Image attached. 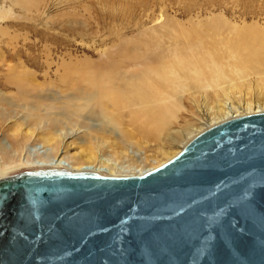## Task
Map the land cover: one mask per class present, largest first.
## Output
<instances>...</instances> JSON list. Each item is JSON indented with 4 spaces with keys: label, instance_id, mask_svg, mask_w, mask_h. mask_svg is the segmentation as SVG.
Wrapping results in <instances>:
<instances>
[{
    "label": "rangeland",
    "instance_id": "obj_1",
    "mask_svg": "<svg viewBox=\"0 0 264 264\" xmlns=\"http://www.w3.org/2000/svg\"><path fill=\"white\" fill-rule=\"evenodd\" d=\"M182 34L188 40L197 35L214 40L220 66L195 56L180 39ZM167 37L178 39L184 49L168 47ZM222 39L226 43L218 44ZM255 41L264 44V0H0V161L13 168L42 157L39 150H44L35 144L40 146V138L47 137L59 142L52 140L58 147L55 153L72 146L119 163L148 165L150 161L131 148L144 138L136 134L155 128L167 140L199 125L205 104H213L203 102V87L219 90L228 83L230 76L223 79L231 68L222 66L233 60L230 50ZM157 42L166 50L155 52ZM198 64L209 68L195 71ZM84 75L115 81L118 96L135 106L114 123L102 114L93 121L66 114L69 110L54 96L52 83ZM20 77L29 79L28 90L50 87L54 93L46 95L55 101L40 102L26 89H12L13 84L6 88V82ZM247 78L254 92L257 76ZM235 79L240 82L239 74ZM211 87L208 92L215 90ZM114 141L135 155L117 158L111 149ZM22 171L26 169L9 174Z\"/></svg>",
    "mask_w": 264,
    "mask_h": 264
},
{
    "label": "water",
    "instance_id": "obj_2",
    "mask_svg": "<svg viewBox=\"0 0 264 264\" xmlns=\"http://www.w3.org/2000/svg\"><path fill=\"white\" fill-rule=\"evenodd\" d=\"M0 264H264V112L140 175L0 178Z\"/></svg>",
    "mask_w": 264,
    "mask_h": 264
},
{
    "label": "bare ground",
    "instance_id": "obj_3",
    "mask_svg": "<svg viewBox=\"0 0 264 264\" xmlns=\"http://www.w3.org/2000/svg\"><path fill=\"white\" fill-rule=\"evenodd\" d=\"M182 36L183 38L180 39L187 42L190 49L195 50V56H203L209 64L220 66L221 59L218 57L219 54L214 51L217 49L213 45L214 42L212 41L214 40L202 35H197L193 40H188L187 35L182 34ZM217 43L222 44L226 42L222 39ZM182 44L178 39L169 38V42L166 45L171 49H178ZM260 44L255 41L252 46H248L240 42L239 47L230 50L233 52L230 55L233 60L229 66H222V68H225V70L231 68L230 71L225 72L223 79L225 81L230 76L231 80H228V83H223V87L219 90H216L214 86L203 87L207 93L202 97L203 102L213 104H211L212 106L205 104L206 108L202 110V115L198 118L199 125H191L184 128V130L171 134L167 140L161 137L162 135L155 128H150L148 131H142L136 134L141 137L144 136V138L142 141L137 140L131 148L143 154L144 158L150 161H148V165H141L140 163L134 164L131 162H128V164L119 163L106 159L92 150H73L72 146H65V153H55L58 147H55L53 144L56 145V142L58 144L59 142L55 139L41 137L40 140L43 144H40V146L35 144V146L36 148L41 147L44 150L43 152L39 150V154L42 157L29 159L25 162L22 161L17 167L13 168L8 165H3L4 161H0V178L10 176V171L19 168H25L26 171L45 169H64L75 172L89 171L106 176L140 175L175 156L185 144L205 129L233 118L264 112V44ZM182 47L184 49V46ZM152 49L155 52L165 51L166 46L163 43L157 42V44L152 46ZM207 68L209 67L206 65L198 64L195 71H204ZM237 74L240 76V82L235 79ZM248 75L257 76L255 80L256 90L254 92H252V87H250L252 80L247 78ZM33 80L36 81L35 78ZM176 80L177 82L180 81L178 73H176ZM6 83L8 84L6 88H9L13 84L11 88L18 90V92H20V88L24 90L26 86H30L29 79L23 77H20L17 81H9ZM247 85L249 86L247 87ZM52 86L55 87L54 90L57 93L54 96L61 100L62 104L69 110L66 114L79 120L88 121V119H91L90 121H93L94 119L100 118L98 114H102L107 118L108 122H120L122 118L126 117V112L135 106L132 103L133 100H127L126 98L118 96V88H116L115 81L107 79H96L84 75L75 78H65L62 84L52 83ZM209 87L215 90L208 92L207 89ZM49 88L43 86L33 90L32 87L29 90L26 89L29 92L26 90L25 92L40 98V102H54L55 99H51L46 95L53 92ZM0 93L2 92L0 91ZM255 94H258V97L255 98ZM28 97L30 101L33 99L30 96ZM57 109L55 107V110ZM145 115L148 116L147 114ZM65 118L66 120L68 119L67 116ZM70 120L71 118L67 121ZM56 122L58 123V120ZM133 136L134 133L132 134L129 131L130 139ZM151 141L154 142L149 143ZM112 143L111 149L117 158H131L135 155L128 147H124L121 143H117L116 141ZM62 145H60V148ZM7 149L12 150L8 145ZM25 150L26 147L24 148V152ZM28 150L29 147L27 148ZM15 154H18L17 150Z\"/></svg>",
    "mask_w": 264,
    "mask_h": 264
}]
</instances>
